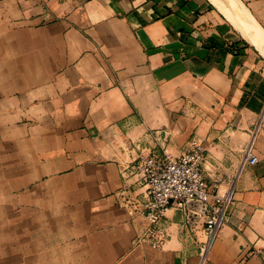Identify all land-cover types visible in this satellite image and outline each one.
<instances>
[{"label":"crops","instance_id":"obj_1","mask_svg":"<svg viewBox=\"0 0 264 264\" xmlns=\"http://www.w3.org/2000/svg\"><path fill=\"white\" fill-rule=\"evenodd\" d=\"M217 1L0 0V264H202L196 202L136 244L134 161L192 139L233 197L203 264H264V0Z\"/></svg>","mask_w":264,"mask_h":264},{"label":"built area","instance_id":"obj_2","mask_svg":"<svg viewBox=\"0 0 264 264\" xmlns=\"http://www.w3.org/2000/svg\"><path fill=\"white\" fill-rule=\"evenodd\" d=\"M244 161L256 164L259 159L251 146L245 150ZM206 147L199 139H192L189 149L181 155L166 150L153 152L134 161L132 170L140 174L147 186V200L135 203V210L144 218L145 228L136 238V244L163 248L169 234L164 226L166 212L171 207H185L187 201L204 204L207 242L201 247L202 264L208 250L226 222L232 203V189L221 194L205 175Z\"/></svg>","mask_w":264,"mask_h":264},{"label":"bare ground","instance_id":"obj_3","mask_svg":"<svg viewBox=\"0 0 264 264\" xmlns=\"http://www.w3.org/2000/svg\"><path fill=\"white\" fill-rule=\"evenodd\" d=\"M216 2V4H218L220 7H222V9H224L225 11L224 12H228V10L229 9H226V7H225V5H223L220 1H215ZM233 4V3H232ZM219 7V8H220ZM228 8V7H227ZM226 14V13H225ZM228 14V13H227ZM233 17V16H232ZM231 19V18H230ZM232 20V19H231ZM233 21V20H232ZM234 22V21H233ZM236 22H238V21H236L235 20V23ZM241 22V21H240ZM236 25V24H235ZM241 28H243V26L241 27ZM243 29H245V28H243ZM248 29V28H247ZM249 30V29H248ZM246 31V30H245ZM252 33V32H251ZM254 34V33H253ZM252 34V35H253ZM252 40V39H251ZM253 41H254V44L255 45H257L258 47H259V49L260 48H262L263 50H264V33L262 32V31H260V30H257V36H256V38L255 39H253ZM252 41V42H253Z\"/></svg>","mask_w":264,"mask_h":264},{"label":"water","instance_id":"obj_4","mask_svg":"<svg viewBox=\"0 0 264 264\" xmlns=\"http://www.w3.org/2000/svg\"><path fill=\"white\" fill-rule=\"evenodd\" d=\"M191 202H196V203H198V204L201 206L202 214L205 215V213H206V207L204 206L203 203H201V202H199V201H196V200H189V201H187L186 205H188V204L191 203Z\"/></svg>","mask_w":264,"mask_h":264},{"label":"rangeland","instance_id":"obj_5","mask_svg":"<svg viewBox=\"0 0 264 264\" xmlns=\"http://www.w3.org/2000/svg\"><path fill=\"white\" fill-rule=\"evenodd\" d=\"M213 1H216V0H213Z\"/></svg>","mask_w":264,"mask_h":264}]
</instances>
